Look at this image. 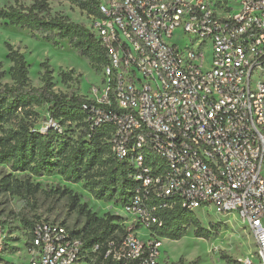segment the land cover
Segmentation results:
<instances>
[{
    "label": "built area",
    "instance_id": "built-area-1",
    "mask_svg": "<svg viewBox=\"0 0 264 264\" xmlns=\"http://www.w3.org/2000/svg\"><path fill=\"white\" fill-rule=\"evenodd\" d=\"M98 11L87 27L108 63L84 108L90 129L113 127L111 152L132 167L120 206L131 220L90 246L35 221L26 264H179L159 261L153 229L175 203L236 214L255 244L243 264H264V0H239L235 13L224 0H98ZM5 249L0 225V264H18Z\"/></svg>",
    "mask_w": 264,
    "mask_h": 264
},
{
    "label": "trees",
    "instance_id": "trees-1",
    "mask_svg": "<svg viewBox=\"0 0 264 264\" xmlns=\"http://www.w3.org/2000/svg\"><path fill=\"white\" fill-rule=\"evenodd\" d=\"M21 1L0 5V22L26 29L32 37H39L56 47L66 40L69 47L89 62L95 73L102 72L108 63V52L90 28L60 13L52 15L48 0H31L28 5ZM66 1L88 16L100 15L98 0ZM6 49V58L11 63L8 70L11 82L3 81L6 72L0 62V162L9 163L14 170L29 171L34 176L57 173L69 182L84 180L95 199L118 202L120 206L128 204L136 187V181L129 176L132 167L112 154L107 141L113 130L111 125L102 124L90 129L89 112L84 105L94 103L77 93L78 76H74L72 70L61 72L59 76L67 90L56 92L52 70L42 62V83L34 86L24 55L10 44ZM41 106H47L49 117L56 122V127H48L44 132L34 128L31 121L37 116L35 108ZM65 123L81 127V134L76 138L68 136ZM71 206H76L85 215V227L71 231L82 237L87 246L125 233L118 216L98 218L75 197H72ZM158 215L162 224L153 229L158 236L170 240L181 239L191 227L195 237L209 239L217 227L214 224L209 229L203 227L196 214L179 203L159 210ZM24 223L30 230L33 222L26 220ZM178 262L182 264L180 260Z\"/></svg>",
    "mask_w": 264,
    "mask_h": 264
},
{
    "label": "rangeland",
    "instance_id": "rangeland-1",
    "mask_svg": "<svg viewBox=\"0 0 264 264\" xmlns=\"http://www.w3.org/2000/svg\"><path fill=\"white\" fill-rule=\"evenodd\" d=\"M225 5L232 13L237 12L239 0H224ZM31 0H22L23 4H30ZM51 14L60 13L70 20L90 25V16L77 6L66 0H48ZM13 0H0V5L12 4ZM187 41V39H186ZM24 55L29 64V78L34 86L41 85L43 69L42 62L48 64L52 70L53 89L56 92H65L67 85L61 82L59 74L72 70L78 76V94L94 98L93 88L99 86L102 74L95 73L89 62L77 51L69 47L66 40H62L58 47L32 37L31 33L20 27L5 25L0 22V62L6 72L3 79L11 82L8 70L11 63L7 60L6 45ZM70 86L75 87L74 84ZM36 117L31 121L34 128L41 129L49 121L47 106L36 107ZM6 127H11L7 125ZM64 129L68 136L78 137L82 128L65 123ZM72 197L79 204H85L91 214L98 218L113 215L120 218V224L127 226L130 216L126 215L118 202L95 199L85 187V181L73 183L66 181L57 173L51 175L34 176L29 171L14 170L9 163L0 162V225L2 227L5 254L13 263L26 264L29 257L28 234L29 228L24 221L38 220L62 223L69 230H80L85 227L86 218L76 206L72 207ZM201 225L210 228L214 224L209 239L195 237L193 228L179 240L161 239L159 261L184 264H243V259L255 250L254 240L245 223L234 213L218 214L211 209L205 212L198 209L195 212ZM146 230H140L144 236ZM170 240V241H169ZM202 247L204 249H202Z\"/></svg>",
    "mask_w": 264,
    "mask_h": 264
},
{
    "label": "bare ground",
    "instance_id": "bare-ground-1",
    "mask_svg": "<svg viewBox=\"0 0 264 264\" xmlns=\"http://www.w3.org/2000/svg\"><path fill=\"white\" fill-rule=\"evenodd\" d=\"M202 239V238H201ZM170 241V240H169ZM202 249H204L203 247H202Z\"/></svg>",
    "mask_w": 264,
    "mask_h": 264
}]
</instances>
